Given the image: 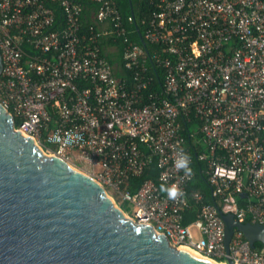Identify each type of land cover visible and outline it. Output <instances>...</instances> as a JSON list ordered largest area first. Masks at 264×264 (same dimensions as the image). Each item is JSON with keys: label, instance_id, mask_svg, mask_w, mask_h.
Returning a JSON list of instances; mask_svg holds the SVG:
<instances>
[{"label": "built area", "instance_id": "built-area-1", "mask_svg": "<svg viewBox=\"0 0 264 264\" xmlns=\"http://www.w3.org/2000/svg\"><path fill=\"white\" fill-rule=\"evenodd\" d=\"M89 1L96 11L82 32L81 0H0V101L18 121L15 128L46 152L67 160L76 150L92 171L100 167L91 176L134 207L127 214L137 223L150 224L176 247L228 264L217 207L188 193L190 141L202 148L195 156L224 213L264 226V0H150L154 11L143 39L166 56L150 58L164 82L146 95L153 83L146 49L130 41L115 0ZM103 37L122 41L132 87L115 77L102 54ZM182 118L199 122L189 140L181 134ZM181 150L189 157L187 173L176 167ZM153 161L157 182L127 190ZM161 185H176L182 194L169 199ZM190 199L201 207L184 226ZM229 258L264 264V251L236 231Z\"/></svg>", "mask_w": 264, "mask_h": 264}, {"label": "water", "instance_id": "water-1", "mask_svg": "<svg viewBox=\"0 0 264 264\" xmlns=\"http://www.w3.org/2000/svg\"><path fill=\"white\" fill-rule=\"evenodd\" d=\"M141 43L146 48L142 36ZM217 210L228 264H235L229 255L236 231L264 251L263 225ZM0 264L225 263L176 247L150 224L126 218L99 181L57 154L45 155L17 130L0 101Z\"/></svg>", "mask_w": 264, "mask_h": 264}, {"label": "trees", "instance_id": "trees-1", "mask_svg": "<svg viewBox=\"0 0 264 264\" xmlns=\"http://www.w3.org/2000/svg\"><path fill=\"white\" fill-rule=\"evenodd\" d=\"M81 2L85 5L86 9L83 12L81 17V27L82 32H86L88 27L93 23V12L96 11V6L91 3L89 0H81ZM117 4V8L122 17V22L124 27L129 32V39L132 43L136 45L142 46L141 36L144 37L145 31L147 29V23L152 17L154 6L152 5L150 0H131V5L129 0H115ZM132 6V7H131ZM56 14V23H60L62 21V11L59 8H55ZM132 18V21L129 19ZM146 43V52L148 54L147 61L150 74L153 76V83L150 88L143 92V95L148 94L150 91L156 92L161 91L164 82V71L158 68L154 63L150 61V58L154 56L155 53H160L166 56L163 52V48L160 45H155L147 42ZM101 47L102 54L107 58L110 64L114 67L115 77L118 80H124L128 83L129 87H132L133 84V73L132 71L126 70L123 62V43L121 40H114L113 38H101ZM112 50V51H110ZM24 52L27 56L33 54V51L28 47H24ZM26 59V58H25ZM1 77V76H0ZM182 130L181 134L189 140V135L192 132H196L198 127V121L193 120L192 124L187 123L186 119L182 118L181 120ZM18 121H15V127L18 126ZM53 123L51 124V126ZM197 139H200V135L197 133ZM191 148L190 153L192 155V170L194 171V177L188 185V193L191 198L193 193L198 192L201 194L203 198V204L213 205L218 207L220 210L224 212V203L220 198H213L211 193V187L208 183V179L204 174L205 163L199 161L195 154L199 153L202 150L199 145L193 146L190 141ZM46 148H49L48 146ZM52 151H55V147H51ZM46 150V149H45ZM159 174V169L157 167L156 161H153L149 166L145 175L137 178H132L129 181V185L127 190L131 193H135L141 187V185L147 180H153L157 182ZM118 197V196H117ZM121 202H123L120 197H118ZM200 205H196L195 202L190 199V207L187 208L183 212V225H189L197 220ZM125 213L129 212V206L126 202H123V209ZM243 223H251L252 220L250 217H247L242 220ZM256 249L261 250L262 244L257 243ZM217 262H222V260H217Z\"/></svg>", "mask_w": 264, "mask_h": 264}, {"label": "rangeland", "instance_id": "rangeland-1", "mask_svg": "<svg viewBox=\"0 0 264 264\" xmlns=\"http://www.w3.org/2000/svg\"><path fill=\"white\" fill-rule=\"evenodd\" d=\"M112 51V50H110ZM44 151L46 152V150L44 149ZM48 155L49 154H53V153H50V152H46ZM67 160L68 162L75 168L89 174V175H97V173H100L102 172V169L98 166H95L94 167V171H92V165L86 161H83L80 157V152L76 151V150H73L69 156H67ZM105 189H106V192L108 195H110V197L114 200L115 204L120 207L121 209H123V202H121L119 200V198L114 194L113 190L112 189H108L106 186H104ZM129 206V213L131 215H134V207L131 206V205H128ZM127 213V212H126Z\"/></svg>", "mask_w": 264, "mask_h": 264}, {"label": "clouds", "instance_id": "clouds-1", "mask_svg": "<svg viewBox=\"0 0 264 264\" xmlns=\"http://www.w3.org/2000/svg\"><path fill=\"white\" fill-rule=\"evenodd\" d=\"M66 137L67 139L65 142L66 143L70 142L71 134L67 133ZM57 139H59V136H57ZM188 163H189V157L187 156V154L182 152L180 159L176 161V167L184 169L185 172L187 173L188 171H190V169L188 168ZM161 191L167 193L169 199H175L178 195L182 194L176 185H171V186L161 185Z\"/></svg>", "mask_w": 264, "mask_h": 264}, {"label": "bare ground", "instance_id": "bare-ground-1", "mask_svg": "<svg viewBox=\"0 0 264 264\" xmlns=\"http://www.w3.org/2000/svg\"><path fill=\"white\" fill-rule=\"evenodd\" d=\"M25 137H28L26 134H23ZM38 146V148L39 149H41L42 151H43V153L45 154V155H48L39 145H37ZM91 176V175H90ZM91 177H93V176H91ZM106 194H107V192H106ZM108 195V194H107ZM110 196V195H109ZM118 207V206H117ZM122 212H123V214H124V216L126 217V218H129L130 216L127 214V213H125L120 207H118Z\"/></svg>", "mask_w": 264, "mask_h": 264}]
</instances>
